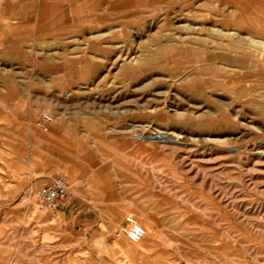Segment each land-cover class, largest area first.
<instances>
[{
  "label": "rangeland",
  "instance_id": "374dc122",
  "mask_svg": "<svg viewBox=\"0 0 264 264\" xmlns=\"http://www.w3.org/2000/svg\"><path fill=\"white\" fill-rule=\"evenodd\" d=\"M0 264H264V0H0Z\"/></svg>",
  "mask_w": 264,
  "mask_h": 264
},
{
  "label": "built area",
  "instance_id": "2783aa9c",
  "mask_svg": "<svg viewBox=\"0 0 264 264\" xmlns=\"http://www.w3.org/2000/svg\"><path fill=\"white\" fill-rule=\"evenodd\" d=\"M38 196L46 208L55 211L65 208L75 199L68 176L63 172L56 174L50 184L40 188ZM123 231L131 242L138 243L144 238L146 227L140 221L129 216Z\"/></svg>",
  "mask_w": 264,
  "mask_h": 264
},
{
  "label": "bare ground",
  "instance_id": "6f19581e",
  "mask_svg": "<svg viewBox=\"0 0 264 264\" xmlns=\"http://www.w3.org/2000/svg\"><path fill=\"white\" fill-rule=\"evenodd\" d=\"M143 136V135H142ZM150 137H154V138H157V139H161V140H167V139H173L172 135H170L168 132H165V131H159V133L157 134H154V135H151ZM129 217V216H128ZM132 217V216H131ZM133 218V217H132ZM134 219V218H133ZM136 220V219H134ZM124 230V229H123ZM146 233H147V230H146ZM146 236V234H145ZM144 236V237H145ZM143 240V239H142Z\"/></svg>",
  "mask_w": 264,
  "mask_h": 264
},
{
  "label": "crops",
  "instance_id": "0c3cea01",
  "mask_svg": "<svg viewBox=\"0 0 264 264\" xmlns=\"http://www.w3.org/2000/svg\"><path fill=\"white\" fill-rule=\"evenodd\" d=\"M4 80H6V81H8V79H6V78H3ZM9 85H10V83H9Z\"/></svg>",
  "mask_w": 264,
  "mask_h": 264
}]
</instances>
